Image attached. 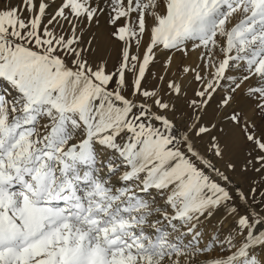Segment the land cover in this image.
Wrapping results in <instances>:
<instances>
[{"label":"snow or ice","instance_id":"snow-or-ice-1","mask_svg":"<svg viewBox=\"0 0 264 264\" xmlns=\"http://www.w3.org/2000/svg\"><path fill=\"white\" fill-rule=\"evenodd\" d=\"M0 264H264V0H0Z\"/></svg>","mask_w":264,"mask_h":264}]
</instances>
